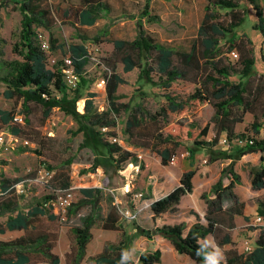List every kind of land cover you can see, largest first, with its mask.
Returning a JSON list of instances; mask_svg holds the SVG:
<instances>
[{
    "label": "trees",
    "instance_id": "trees-1",
    "mask_svg": "<svg viewBox=\"0 0 264 264\" xmlns=\"http://www.w3.org/2000/svg\"><path fill=\"white\" fill-rule=\"evenodd\" d=\"M249 3L254 7L257 17L253 28L261 34L264 40V0L263 4L260 0H249ZM103 5L104 0H79L77 5L71 3L68 7H62L56 4L50 10L39 7L34 0H25L20 5L23 15L22 31L16 45V52L20 58L5 61L6 73L0 76V80L6 85L7 95L23 100L27 111L32 102L43 107L45 118H48L54 110H61L74 119L78 125L74 133H83L85 140H91V132L97 127L116 126L117 122L114 117L120 113L122 109L120 105L123 106L117 102V92L120 84L126 81L117 71L116 59H107L109 67L106 65L104 77L107 82L109 111L99 113L95 110L94 93L89 94L82 108L79 107L77 101L81 97L83 86L88 82L87 79L83 74L81 75V83L76 89V94L70 97L67 91L72 90L65 83L60 64L54 65V68L48 66V55L41 48L35 27L48 26L47 20L52 13H57L64 22L93 25L100 18L99 10ZM147 8H149L148 3ZM219 9L226 10L227 21L218 19ZM144 13L149 14L148 11ZM247 13L248 8L242 5V0H208L197 35L186 51L157 41L147 33L141 22H138V33L134 39H118L114 42L115 49L123 53L121 59L126 72L139 67V77L147 78L149 81L154 80L152 73L157 72L166 89H169L178 79H187L197 84L194 92L185 98L168 94V107H163L164 111L168 109L181 115L186 111H196L205 104H211L214 107L215 112L211 122L215 129V136L211 140L207 139L211 123L196 130L178 122L175 124L176 131L168 133L166 137L154 132L148 134V137H151L149 142L154 144L151 145L152 150L161 155L164 164H168L175 157L177 148L187 140L197 147L212 149L219 143L222 133H225L230 140L251 136L258 138H253V143L232 148L233 153L226 155L231 162L223 169L220 180L212 186L208 193L203 194V199L207 204L206 224L198 221L189 228L187 233H185L183 223L157 226L149 232L145 231L148 237L159 234L170 240L178 254L190 256L196 264H204L203 257L197 255V249L206 243L201 239L208 234L215 237L219 246L234 244L232 230L236 227L235 217L244 215L246 208V202L242 201L234 190L235 183L240 181V175L234 170V165L245 154L264 152V139L260 137L264 125L259 122L257 113L260 104L259 96L264 91V83H254V76L257 74L254 72L256 59L250 37L248 34L239 35L237 32V28L245 23ZM223 39H226L229 45L227 50L229 56L232 57L233 50L238 53V68L230 61H226L223 45L220 44ZM50 42L52 49H56L57 40L53 38V35L50 37ZM71 55L76 59L78 72L82 73L90 56L87 47L73 45ZM176 57L179 63L176 62ZM234 74L240 75L239 81L231 78ZM260 78L264 80V74H260ZM139 111L141 108L137 106L136 113ZM248 112L254 115L251 127L255 135L251 136L236 131L237 125L244 121V116ZM13 115L0 110L1 121L6 125H11V132L19 135L21 128L12 123ZM131 118L128 129L144 122V116L138 120L137 114H134ZM95 132L105 147V153L116 167L120 169L130 162L137 161L134 153L124 149L119 143L104 138L101 130L95 129ZM108 133L116 135V132L112 130ZM188 152L189 156L193 157L194 151L189 149ZM208 160H213V157L209 156ZM261 160V166L252 169L253 190H264V156ZM96 167V164L92 165L93 170ZM195 173L196 169L186 170L178 187L152 203L151 209L154 217L167 212L179 211L178 205L182 196L193 190L192 179ZM225 178L230 179L227 185L224 183ZM25 179L29 178L10 179L2 176L0 179V216L7 212L10 213L7 220L0 224V233L7 230H24V233L18 237L0 240V264L40 262L59 264L61 258L54 248L59 239L62 215L55 211V205H53V201L58 197L47 195L43 201L19 209L21 195L26 193H18L14 187H10ZM62 184V187L59 189L55 187V190H66L70 187L69 180L63 179ZM81 192L83 197L77 203H72L67 207L66 217L69 219L85 207H90V211L81 216L80 223L71 225L68 229L70 251L66 253V263L85 264L87 246L93 238L92 229L99 223L104 229L119 230L120 237L117 241L106 242L104 250L92 259L98 264H120L121 252L124 249L131 250L133 237L127 235L124 227L118 224V207H111L109 214L104 217L101 189L82 188ZM49 202L51 203L47 204ZM14 212L16 214L11 215ZM257 214L264 218V196L259 199ZM245 218L248 219V217ZM253 228L260 229L253 249L240 252L236 247H231L226 250L228 264H264V224ZM211 250L212 246L208 245V251ZM161 257L162 251L159 249L143 252L139 257V264H154L160 262Z\"/></svg>",
    "mask_w": 264,
    "mask_h": 264
},
{
    "label": "rangeland",
    "instance_id": "rangeland-1",
    "mask_svg": "<svg viewBox=\"0 0 264 264\" xmlns=\"http://www.w3.org/2000/svg\"><path fill=\"white\" fill-rule=\"evenodd\" d=\"M24 1L0 0V76L6 73L5 61L20 58L16 52V45L22 31L23 15L20 5ZM260 1L263 4V0ZM34 3L41 8L51 10L56 4L62 7H68L71 3L77 5L79 0H34ZM147 3L149 8L146 9ZM207 3L208 0H105L103 7L99 10L100 18L94 25L64 22L57 13H52L47 20L48 26H37L35 30L39 35L49 40L51 35L57 40V48L53 50V54L59 61L71 54V46L84 45L87 47L90 56L83 71L88 82L83 86L81 97L77 101V105L81 108L84 101L89 98V94L94 93L95 110L99 113L109 111L110 104L106 89H98L97 82L104 77L106 65L108 66L107 59H116L117 71L126 81L120 84L117 92V102L123 106L120 105L122 109L114 117L117 122L115 127L105 129L97 127L95 129L101 130L104 133L103 137L110 141H112V137L116 136L117 143L135 155L137 153H153L151 147L154 144L149 142L151 137H148V134L154 132L166 137L168 133L176 131L175 124L178 122L196 130H200L208 123H211V127H213L211 118L215 112L214 107L211 104H205L196 111H186L181 115L168 109L164 111L162 108L168 107V94L185 98L194 92L197 84L187 79H178L172 83L169 89H166L157 72L152 73L153 81L140 78L139 67L126 72L121 59L123 53L115 49L114 42L118 39H134L138 33V22H141L147 33L157 41L186 51L197 34L205 15ZM242 5L248 8V13L245 23L237 28V32L239 35L244 33L250 37L256 59L254 72L257 74L254 76V83H264V80L260 78V74H264V40L261 34L253 28L257 20L254 7L249 3V0H242ZM145 11H148L149 14H145ZM225 14L226 10L219 9L218 19L227 21ZM220 44L223 45L226 61H230L238 68L239 58L229 56L227 53L229 45L226 43V39L221 40ZM176 62L179 63L177 57ZM48 66L54 68L51 61H48ZM231 78L234 81H239L240 75L234 74ZM67 92L70 97H74L76 89ZM259 100L257 113L259 122L264 125V91L260 93ZM137 106L141 108V111L136 113ZM0 110L24 115V121L15 124L21 128V133L17 134L14 144L4 149L0 162V176L10 179L33 178L42 167L47 168L53 175L49 182L33 185L26 194H20L19 209L43 201L47 195H56L59 199L61 195L69 191L74 193L72 203H77L83 197L81 189L89 187L102 190L100 194L106 207L110 198L114 196L123 200L122 205L131 209L135 207V205L133 206L134 192L126 189L122 172L126 165L120 169L116 167L105 153V147L95 129L91 132V140H85L83 133H74L78 127L74 119L61 110L56 109L48 118H45L43 107L32 102L29 104V111H27L24 108L23 100L7 95L6 85L1 80ZM134 114H137L138 120L144 116V122L128 129L127 126ZM253 121L254 115L246 113L244 121L237 125L239 133L255 135L254 129L251 127ZM0 130L10 132L12 128L11 125H6L0 119ZM110 130L115 131L116 135H110L108 133ZM128 130L130 131L128 132ZM25 139H28L31 144L23 145L22 141ZM237 146L234 145L233 148ZM216 147L203 149L187 140L177 148L176 153H189V149L194 153H205L199 160V164L203 165L206 164L204 160L207 157L209 159V155L206 156L207 153H219L220 158L225 159H229L226 158L228 154L222 155L221 153H233L231 147H222L221 149ZM94 164L97 165L95 170L92 169ZM244 165L242 166L243 170H245ZM63 179L69 180L70 187L66 190H55V187L59 189L63 186ZM137 183L135 191H140V187L146 191L140 179L137 180ZM116 187H121L122 190H117ZM143 200L136 202V206ZM258 202L259 196H255L249 201V209H252L250 212L252 218L250 227L252 228L260 226L256 222L258 214L254 208ZM54 208L62 215V222L59 226L61 232L66 231L71 225L80 223L81 216L90 211V207H85L68 219L66 217L67 207L57 203ZM149 210L150 208L142 210L137 219H132L136 222L139 232L145 234L155 228L146 224V220L149 219V213H147ZM15 214L16 212L11 215ZM9 216V212L1 215L0 224L4 223ZM97 232L98 229L95 233L97 234ZM20 234L19 230L7 231L0 234V239H11ZM254 237L255 235L248 232L245 239L253 243ZM240 242L241 240H237L238 244ZM64 246L63 242H60L59 250L64 251L66 249Z\"/></svg>",
    "mask_w": 264,
    "mask_h": 264
},
{
    "label": "crops",
    "instance_id": "crops-1",
    "mask_svg": "<svg viewBox=\"0 0 264 264\" xmlns=\"http://www.w3.org/2000/svg\"><path fill=\"white\" fill-rule=\"evenodd\" d=\"M236 131L239 132L237 128ZM214 136L215 129L211 127L207 139L211 140ZM224 136H226V134L222 133L220 139ZM216 146H218V148L220 149L223 147L220 143H218ZM204 154L205 153H194L193 157H190L189 153H177L175 155V160L173 163L170 161L168 164H164L162 162L161 155L157 152L153 151V153H143V155L145 156L144 162L142 164V171L141 173L136 175V178L131 188L128 187L126 184V189L131 190L133 192H143L144 199L146 200L156 201L165 197L181 184V177L183 176L186 170L190 168L196 169V173L192 179L193 190L192 192L186 193L182 196L178 205L179 211L174 213L167 212L161 216L154 217L152 209H150L149 211H147V213H149V219L146 220V224L153 227H157L163 225H176L183 223L185 224V233H187L189 228L196 222L201 221L204 224L207 223L205 219L207 204L206 201L203 199V194L208 193L211 190L212 186L220 180L223 168L231 162V159L220 158L219 153H207L206 156H212L213 160H208L207 157V159L204 160L206 164H199V160L203 158ZM262 156H264V152L248 153L243 155L235 163L234 169L236 173L240 175V181L235 183L234 190L239 196V198L242 201L246 202V208L244 215H237L235 217L236 227L232 230V238L234 244H225L223 246H219L215 240V237L212 234H208L204 239H201V241L207 242V244L212 247L213 245H218L224 253L226 264H228L226 258V250L230 249L231 247H236L240 252H244V244L246 241H249L245 239L246 233L249 232L250 234L255 235V237L253 238L252 247L255 246V240L259 234L260 229L250 227L252 220L250 212L252 211V209H249V201L255 196H259V199L262 198L264 196V190L261 191L252 189L251 173L252 169L261 166ZM243 164H245V170L242 169ZM138 179H140L141 183H143L144 187L146 188V191H144L142 187H140V191H135L136 185L138 184ZM229 182V178L224 179V183L226 185ZM121 187L116 188L117 190L121 191ZM133 199V206L135 205L136 207L135 203L140 200L137 199L135 196ZM121 203H123V200L119 199V197L114 196L113 198H110L109 204L107 203L106 207L104 204V199H102V213L104 217H106L109 214L111 207H118V224H121L124 227L127 235L133 237L131 250L135 249L134 264H139V257L141 253L152 252L158 249L162 251V257L160 262H156L154 264H196L190 256L178 254L174 244L163 236L155 234L151 238H149L145 235V233L139 232L138 227L136 226V222L133 221L131 218L125 216L123 213L124 211L130 210L131 208H128L127 206H124ZM258 205L259 202L254 205L256 213ZM245 217H248V219H246ZM95 226L92 229L93 238L87 246L85 264H98L96 260L92 259V257L100 254L104 250L106 242L117 241L120 237L119 230L104 229L100 226L99 223ZM96 228L98 229L97 234L95 233V231L97 230ZM68 229L66 231H60L57 245L54 248V251L59 254L61 258L59 264H67L66 253L70 251V239L68 237ZM18 230L21 232L20 235L24 233V230ZM237 240H241V242L238 244ZM60 242H63V244L65 245L64 247H66L64 251L59 250ZM249 242L251 243V241ZM34 264L44 263L40 262ZM221 264H225V262H221Z\"/></svg>",
    "mask_w": 264,
    "mask_h": 264
},
{
    "label": "built area",
    "instance_id": "built-area-1",
    "mask_svg": "<svg viewBox=\"0 0 264 264\" xmlns=\"http://www.w3.org/2000/svg\"><path fill=\"white\" fill-rule=\"evenodd\" d=\"M38 41L41 45V48L47 53V60L51 61L53 65L60 64L62 72H63V78L65 80V83L67 84V87L70 90H75L78 88L79 84L81 83V75H84V71L82 73H79L77 70V62L75 57H73L71 54L64 57L61 61L57 59L56 56L53 54V49L51 42L48 38H45L41 35H37ZM232 57L237 58L238 53L236 51L231 52ZM60 62V63H59ZM106 78L102 77L98 80L97 82V88L100 90H105L106 89ZM24 121V115L22 113H16L13 115V124L20 123ZM105 129V128H104ZM260 137L264 139V126L261 129ZM257 138V136H251L249 138H236L233 140H230L227 136H224L223 138L220 139L219 143L223 147H233L234 145L238 146H244L247 143H253L254 139ZM17 139V134L13 132H7L5 130H0V162L1 158L4 154V149L9 148L12 144L15 143ZM258 139V138H257ZM113 142H118V138L112 137ZM22 144L27 146L30 145L31 142L28 139H25L22 141ZM137 161L135 162H130L126 166L123 167L122 172L124 174L125 182L128 187L131 188L133 185V182L135 180V177L137 174L141 173L142 171V164L144 162V155L142 153H137L136 154ZM175 160V157L172 158L171 162L173 163ZM52 173L48 171L47 168L42 167L39 169L36 177L34 178H29L25 179L10 188H15V190L18 193H27L28 188H30L33 185L36 184H43L49 182L50 178L52 177ZM1 179V176H0ZM0 194H1V189H0ZM134 196L139 199L140 201L144 199V193L143 192H134ZM74 199V193L73 192H67L64 195H61L59 199L57 198L55 201H53V205H56L59 203L63 207H68L72 204ZM154 201L146 200L144 199L141 204L137 205L136 207H133L130 210L124 211V215L127 216L128 218L131 219H137L138 216L141 214L142 210L146 208L151 209V205ZM51 202L47 203L50 204ZM256 222L260 225L264 224V218L261 215H258L256 217ZM253 249L252 243L249 241H246L244 244V251L248 252Z\"/></svg>",
    "mask_w": 264,
    "mask_h": 264
},
{
    "label": "clouds",
    "instance_id": "clouds-1",
    "mask_svg": "<svg viewBox=\"0 0 264 264\" xmlns=\"http://www.w3.org/2000/svg\"><path fill=\"white\" fill-rule=\"evenodd\" d=\"M135 249L128 250L124 249L121 252L120 264H130L135 261ZM197 255L203 257L204 264H221L225 262V256L223 251L218 245H213L212 250L208 251L207 242L197 249Z\"/></svg>",
    "mask_w": 264,
    "mask_h": 264
}]
</instances>
